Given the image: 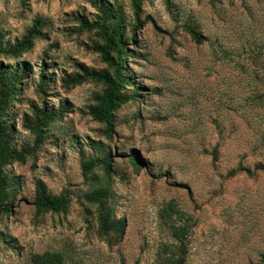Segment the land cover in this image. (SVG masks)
Wrapping results in <instances>:
<instances>
[{
    "label": "rangeland",
    "instance_id": "obj_1",
    "mask_svg": "<svg viewBox=\"0 0 264 264\" xmlns=\"http://www.w3.org/2000/svg\"><path fill=\"white\" fill-rule=\"evenodd\" d=\"M141 10L136 21L130 0H0V76L21 78L0 110L21 154L1 167L11 211H0V264L50 250L65 264H264V0H141ZM36 20L32 47L14 55ZM81 20L121 35L132 54L120 79ZM97 73L134 97L112 132L90 116L107 88ZM42 193L67 196L66 211H37Z\"/></svg>",
    "mask_w": 264,
    "mask_h": 264
},
{
    "label": "trees",
    "instance_id": "obj_2",
    "mask_svg": "<svg viewBox=\"0 0 264 264\" xmlns=\"http://www.w3.org/2000/svg\"><path fill=\"white\" fill-rule=\"evenodd\" d=\"M133 8L134 19L136 21L140 20L141 14V0H130ZM107 9V8H105ZM104 11V16H107ZM145 22H152L151 18H146ZM81 26L84 29H96L99 37L101 38L102 44L96 45L94 50L99 53L101 60L115 69L117 73V79H120L119 73L123 66V56H128L132 54V52L125 50V47H122V38L120 34H115V32H109L108 29V21L102 20V22L96 23H88L86 20H81ZM42 22L40 20H36L34 25L25 33V35L17 41V43L13 46L12 53L14 55H21L22 53L29 50L35 39L36 34L38 33ZM189 33L193 36L196 42H200L201 39L198 34L192 29H188ZM136 32V28H133L132 34L134 35ZM114 53L113 56L111 54ZM116 54V55H115ZM91 79L96 82L104 83L107 88L104 91L103 96L99 99L97 107L90 109V116L98 121L103 123L108 131L112 132L114 129V113L120 109L122 105H126L127 103L134 100L133 96L124 95L120 91V85H117L112 78L108 74L97 73L93 74ZM21 78L18 75H13L8 83H4L0 76V84L3 85L4 89H1L0 94L2 95L1 99L3 101L0 105V110L8 109L6 100L13 96L16 93L15 87L20 85ZM10 84V85H8ZM8 88V91H5V88ZM47 114L45 111H41V116L38 117V120L35 124L34 129L39 134L38 139L40 138V132L44 126V121H47ZM21 154H17L15 151L11 150L8 147V142L6 141V133L3 131V122L1 121L0 115V211L10 212V205H3L6 195H5V179L1 174V167L6 164L9 160H19ZM130 161L135 167L141 163L140 158H138L135 152L130 153ZM109 159L104 161V164L107 165ZM97 162L91 161L86 162L84 164V169L92 168ZM96 200L99 202L100 196L96 195ZM34 206L37 211H49L53 213H61L66 211L68 207V198L65 195L59 196H51L45 193L39 194L34 200ZM172 232L174 238L179 241L181 240L182 234L184 230L181 232L179 229L172 228ZM32 264H65V258L59 252H45L43 254H34L32 257ZM164 264H183L182 258L177 259H169Z\"/></svg>",
    "mask_w": 264,
    "mask_h": 264
}]
</instances>
